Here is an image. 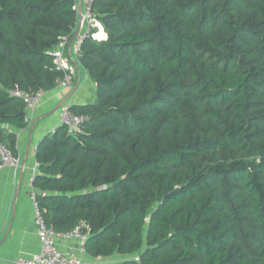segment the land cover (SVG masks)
<instances>
[{"label":"trees","instance_id":"trees-1","mask_svg":"<svg viewBox=\"0 0 264 264\" xmlns=\"http://www.w3.org/2000/svg\"><path fill=\"white\" fill-rule=\"evenodd\" d=\"M91 12L106 39L84 40L77 62L95 98L68 106L90 120L35 151L46 224L86 225L88 256L120 258L103 264H264V0ZM76 22L75 0H0V143L14 156L29 126L10 92L56 89L47 53Z\"/></svg>","mask_w":264,"mask_h":264},{"label":"crops","instance_id":"crops-1","mask_svg":"<svg viewBox=\"0 0 264 264\" xmlns=\"http://www.w3.org/2000/svg\"><path fill=\"white\" fill-rule=\"evenodd\" d=\"M85 0H75L76 13L78 6L81 17L84 14ZM78 26V18L73 36L84 28ZM105 40L103 33L98 36ZM72 40V39H71ZM67 43L65 55H70L74 65V57L70 51V42ZM80 69V67H79ZM78 84V85H77ZM95 98V88L90 78L83 71L75 68L72 83L65 89L56 88L45 93L40 106L34 111H26V116L31 118L29 127L16 133V158L17 168L4 167L0 169V264H14L18 257L31 258L39 251V243L36 236V225L32 205L29 200L31 189L30 179L36 169L35 151L39 142L59 126L60 109L52 110L62 103L64 105L83 106L90 104ZM52 112V113H51ZM34 123L33 131L30 126ZM57 248L68 258L81 260L84 264H102L108 259L92 258L86 254L83 244L75 239L55 240ZM110 262H116L120 258H109Z\"/></svg>","mask_w":264,"mask_h":264},{"label":"built area","instance_id":"built-area-1","mask_svg":"<svg viewBox=\"0 0 264 264\" xmlns=\"http://www.w3.org/2000/svg\"><path fill=\"white\" fill-rule=\"evenodd\" d=\"M94 2L95 0H85L84 2V14L83 17H81L78 26L81 27L83 24L85 26L81 31L79 28L76 37L70 46V51L74 57V64H77V60L80 56V48L84 40L87 38L100 40L98 36L102 34L101 26L91 12V6ZM68 42L69 40L67 37L59 38L57 46L47 53L52 58V64L54 65L55 70L63 73V78L57 81L56 85V88L60 89L69 87L75 74V67H73L70 55L67 57L64 53ZM10 95L22 101L25 111H34L37 109L40 106L43 97V94L40 92H25L20 90L18 86L13 88ZM68 108V105H62L59 116V125L65 127L69 133H74L78 131L81 125L88 123L90 118L87 115H74L70 113ZM24 123L29 126L31 118L25 116ZM17 166L18 159L16 156H14L7 147L0 143V169L4 167L17 168ZM32 181L33 177L30 179V185H32ZM29 200L32 205L34 223L36 225L39 251L31 258L18 257L14 264H84L79 259L68 258L57 248L55 240L56 238L75 239L84 245V242L88 238L86 225L81 223L70 232L57 233L51 226L46 224L43 212L36 201L32 188L30 189Z\"/></svg>","mask_w":264,"mask_h":264},{"label":"water","instance_id":"water-1","mask_svg":"<svg viewBox=\"0 0 264 264\" xmlns=\"http://www.w3.org/2000/svg\"><path fill=\"white\" fill-rule=\"evenodd\" d=\"M77 18H78V25H79V22H80V20H81V10H80L79 6H78ZM77 32H78V30H77ZM77 32H76V33H77ZM76 33H75L74 37L72 38L70 44L73 43V41H74V39H75V37H76ZM75 68L78 69V71H79V66H78V64H75ZM77 85H78V84H77ZM66 101H67V100H64L62 103H60L59 105H57V106L52 110V112H55V111H57L58 109H60V108L62 107V105H63ZM52 112H51V113H52ZM33 128H34V123H32V125L30 126V133L33 131ZM108 260H109V261H107V262H110V261H111L110 259H108ZM103 263H104V262H103ZM103 263H102V264H103Z\"/></svg>","mask_w":264,"mask_h":264},{"label":"clouds","instance_id":"clouds-1","mask_svg":"<svg viewBox=\"0 0 264 264\" xmlns=\"http://www.w3.org/2000/svg\"><path fill=\"white\" fill-rule=\"evenodd\" d=\"M101 29H102V27H101ZM102 30H103V29H102ZM72 38H73V37H72ZM72 38H71V39H72ZM69 41H70V40H69ZM77 64H78V62H77ZM78 66H79V64H78Z\"/></svg>","mask_w":264,"mask_h":264}]
</instances>
